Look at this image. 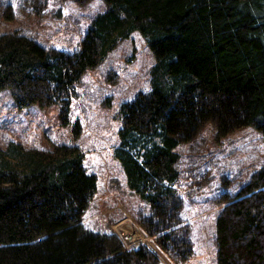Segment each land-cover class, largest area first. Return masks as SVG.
Instances as JSON below:
<instances>
[{
  "label": "trees",
  "instance_id": "obj_1",
  "mask_svg": "<svg viewBox=\"0 0 264 264\" xmlns=\"http://www.w3.org/2000/svg\"><path fill=\"white\" fill-rule=\"evenodd\" d=\"M105 2L75 51L21 31L0 35V94L10 90L18 109L60 105L66 122L85 74L133 33L145 38L155 56L151 87L120 105L114 147L129 189L146 203L138 245L83 224L98 177L79 147L10 142L0 150V264L187 261L194 246L181 216L180 147L208 124L216 139L249 126L264 139V0ZM45 3L24 1L37 13ZM219 200L217 264H264V167Z\"/></svg>",
  "mask_w": 264,
  "mask_h": 264
},
{
  "label": "rangeland",
  "instance_id": "obj_2",
  "mask_svg": "<svg viewBox=\"0 0 264 264\" xmlns=\"http://www.w3.org/2000/svg\"><path fill=\"white\" fill-rule=\"evenodd\" d=\"M24 1L0 0V35L21 31L43 47L68 51L80 46L93 18L106 8L105 0H46L37 13ZM8 6L12 18L6 15ZM154 63L145 38L133 33L85 74L66 122L60 105L18 109L10 90L0 94V150L10 142L40 148L62 143L79 147L87 171L98 177V190L83 224L93 231L122 236L129 246L138 245L133 243L140 233L136 217L147 208L129 189L114 157L122 126L117 113L123 102L150 90ZM179 150L181 216L190 225L194 254L182 263L164 257L160 264H217L216 218L223 205L219 199L238 193L264 167V139L253 126L216 139L208 124Z\"/></svg>",
  "mask_w": 264,
  "mask_h": 264
}]
</instances>
